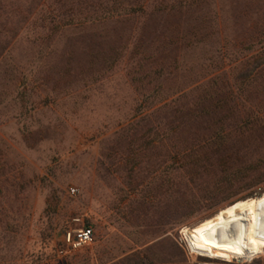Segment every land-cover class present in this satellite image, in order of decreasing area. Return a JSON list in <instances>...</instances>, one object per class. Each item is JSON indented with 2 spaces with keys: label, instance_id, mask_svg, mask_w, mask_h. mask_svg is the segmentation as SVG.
<instances>
[{
  "label": "trees",
  "instance_id": "16d2710c",
  "mask_svg": "<svg viewBox=\"0 0 264 264\" xmlns=\"http://www.w3.org/2000/svg\"><path fill=\"white\" fill-rule=\"evenodd\" d=\"M65 32L76 38L59 55L61 75L93 84L120 71L140 91L104 150L116 170L133 177L143 158L172 153L212 206L243 180L264 182V0H0V58L23 33L43 46ZM74 44L91 48L82 65Z\"/></svg>",
  "mask_w": 264,
  "mask_h": 264
},
{
  "label": "rangeland",
  "instance_id": "374dc122",
  "mask_svg": "<svg viewBox=\"0 0 264 264\" xmlns=\"http://www.w3.org/2000/svg\"><path fill=\"white\" fill-rule=\"evenodd\" d=\"M71 38L76 34L65 32L34 46L23 33L0 58V264H185L180 230L257 198L264 182L247 188L243 180L212 206L187 186L184 162L176 164L172 153L143 158L133 177L116 170L118 159L104 150L138 106L140 91L120 71L93 84L83 75H61L59 55ZM73 47V62L82 65L91 48ZM75 63L68 64L72 71ZM191 195L196 202L186 213ZM167 206L178 207L176 217ZM75 218L92 227L94 243L64 254L63 234L77 226ZM198 262L264 264V252L245 261L202 256Z\"/></svg>",
  "mask_w": 264,
  "mask_h": 264
},
{
  "label": "bare ground",
  "instance_id": "6f19581e",
  "mask_svg": "<svg viewBox=\"0 0 264 264\" xmlns=\"http://www.w3.org/2000/svg\"><path fill=\"white\" fill-rule=\"evenodd\" d=\"M182 237L191 253L212 259L245 261L264 252V194L232 203Z\"/></svg>",
  "mask_w": 264,
  "mask_h": 264
},
{
  "label": "built area",
  "instance_id": "2783aa9c",
  "mask_svg": "<svg viewBox=\"0 0 264 264\" xmlns=\"http://www.w3.org/2000/svg\"><path fill=\"white\" fill-rule=\"evenodd\" d=\"M68 193L71 196H75L77 191L74 188H70ZM75 228H71L63 234V246H64V254L76 253L83 249L90 247L94 243V231L92 227L85 225L80 218L73 219ZM181 231L179 232V245L182 247L185 257L186 263L185 264H199L198 258L202 257L200 255H196L191 253L183 237L181 235ZM235 261V260H234ZM233 262V261H232Z\"/></svg>",
  "mask_w": 264,
  "mask_h": 264
}]
</instances>
